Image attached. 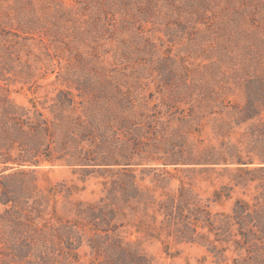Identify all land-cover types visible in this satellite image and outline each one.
I'll use <instances>...</instances> for the list:
<instances>
[{
    "label": "trees",
    "instance_id": "1",
    "mask_svg": "<svg viewBox=\"0 0 264 264\" xmlns=\"http://www.w3.org/2000/svg\"><path fill=\"white\" fill-rule=\"evenodd\" d=\"M125 3L120 6L126 7ZM155 3H142L143 20L152 11L155 19L164 20L166 7ZM208 9L204 4L191 13L207 25ZM90 14L78 15L89 20ZM26 22H18L19 28L28 33L40 29L39 20ZM100 29L97 21L86 23L78 29L77 40L69 41L72 50L76 44L83 60L77 65L65 62L71 66L56 73L67 86L59 89L55 99L31 98L27 104L12 99L14 90L5 85L10 80L28 82L48 64L39 56L34 62H18L25 46L34 48V38L0 31V203L4 205L0 264H152L141 249L140 235L199 243L206 247L207 256L214 257V264H264V37H250L256 45L260 40L259 53L236 70L243 103L230 107L224 99H210L214 102L210 114H214L217 135L223 142L227 139L226 149L213 144L202 148L198 147L201 139L193 138L194 127L181 135L173 132L178 138L170 137L177 99L159 100L164 109L149 108V99H117L110 84L115 79L109 75L111 70L85 55L86 47L92 46L91 33ZM206 33L202 30L201 44ZM3 40L9 45H3ZM158 40H148L153 50L159 47ZM157 52L158 48L144 64L149 77L157 72L155 80L166 86L172 76L168 67L177 62L156 59ZM99 90L109 99H95ZM244 124L247 131L239 134L235 127ZM233 136H238L237 142ZM56 164L80 169L85 175L89 168L96 169L105 195L89 202L69 200L66 214H60L55 203L54 213L42 222L51 197L64 194L70 199L78 189H63L65 183L41 188L38 169ZM219 164L226 166L218 170ZM140 165L150 166L139 170ZM197 165H214L204 170L227 177L209 198L196 189ZM230 199L229 211L211 209L212 202ZM134 234L138 236L132 238ZM84 246L90 248L91 262L79 254ZM199 264H206L205 259Z\"/></svg>",
    "mask_w": 264,
    "mask_h": 264
},
{
    "label": "rangeland",
    "instance_id": "2",
    "mask_svg": "<svg viewBox=\"0 0 264 264\" xmlns=\"http://www.w3.org/2000/svg\"><path fill=\"white\" fill-rule=\"evenodd\" d=\"M122 1H126L124 8L120 6ZM144 2L149 3V0H0V31H12L15 35L34 38V48L25 46L21 54L17 55V61L34 62L39 56L48 64L47 69L42 68L28 82L12 83L10 80L5 85L7 89L14 90L10 97L23 104H27L31 98L55 99L59 89L67 86L59 82L56 73L79 64V59L83 60L79 58L76 44L72 50L69 41L77 40V31L81 25L97 21L101 29L91 33L92 46L86 47L85 55L93 57L91 62L101 61L111 70L109 75L115 76V79L110 84L118 95L117 99H149V108L160 105L162 109L165 106L159 100L177 99L175 109L172 110L170 137L178 138L182 132L194 127L196 132L193 138L202 141L198 147L213 144L226 149L227 139L223 142L222 136L217 135L214 114H210L214 107V102L210 99H224L230 107L243 103L245 95L236 70L243 67L244 61L254 60L259 53L260 40L256 45V41L250 37H264V0H156L155 5L162 4V7H166L163 9V13L167 12L163 21L155 19L154 11L143 20L141 5ZM108 4L112 8H107ZM204 4L209 8L204 16L207 25L200 24L191 13ZM86 11L91 12L89 20L85 15H78ZM242 12L245 14L244 18ZM32 18L39 20V30L28 33L19 28L18 22H26ZM202 30H207L203 34V44L202 39H199ZM40 35H44V38ZM94 35L98 36L96 40ZM148 40L153 43L158 40L159 47L153 50ZM2 42L3 45H9L5 40ZM157 48L156 59L165 58L168 62H177L173 63V68L168 67L172 76L166 86H163L159 78L158 81L155 80L157 72H150L153 76L149 77L144 64L146 59L152 58ZM59 55L63 57L62 60L58 58ZM65 62H70L71 65L67 66ZM251 69L256 71L254 67ZM103 91L99 90L100 96L95 99H109ZM84 97L82 99L94 98ZM227 117L226 115V119ZM229 117L232 120L236 118ZM261 118L264 119V111ZM235 129L241 134L247 131V124L238 125ZM175 131L180 134L174 135ZM232 141L237 142L238 136H233ZM146 166L150 165H140L139 170ZM225 166L219 164L215 168L221 170ZM211 167L197 165L198 170L194 174L196 189L204 198L211 197L216 188L227 182V177L204 170ZM84 173L66 164L38 169L39 184L44 190L60 183H65L63 189L78 187L70 199L64 194L51 197L49 206L41 214L42 222L54 213L55 203L58 212L66 214L65 206L70 204L69 200L89 202L105 195L102 178L96 176V169L89 168L88 175ZM178 183L177 181L176 184ZM232 203V199L212 202L211 209L214 212L229 211ZM3 210L4 205L0 203V214ZM131 231L129 228L128 233ZM3 236L0 229V245ZM136 236L138 234H134L132 238ZM140 236L141 249L152 258V264H199L202 259H205L206 264H214V257L207 256L206 247L199 243H175L171 239L165 241ZM78 251L84 261L91 262L89 247L84 246Z\"/></svg>",
    "mask_w": 264,
    "mask_h": 264
}]
</instances>
